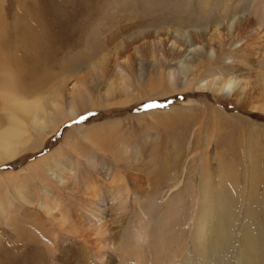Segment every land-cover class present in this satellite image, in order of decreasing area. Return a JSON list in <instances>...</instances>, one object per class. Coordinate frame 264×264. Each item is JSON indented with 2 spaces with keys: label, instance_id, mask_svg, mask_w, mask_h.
I'll return each instance as SVG.
<instances>
[{
  "label": "rangeland",
  "instance_id": "374dc122",
  "mask_svg": "<svg viewBox=\"0 0 264 264\" xmlns=\"http://www.w3.org/2000/svg\"><path fill=\"white\" fill-rule=\"evenodd\" d=\"M201 1L87 0L89 11L68 25L79 33L72 38L74 45L66 46L72 49L59 53L61 58L48 72L18 75L23 66L16 67L20 89L13 90L31 89L29 97L39 99L43 110L38 120L29 121V137L17 156L0 159V206L8 216L5 219L0 210V264H135L132 250L124 253L125 239L154 218L148 264H186L187 258H195L194 224L204 214H222L220 200L226 209L233 208L235 234L234 247L225 248L221 263L234 264L244 222L256 218L255 210L264 211V84H258L247 104L253 108L219 101L199 86L212 74L232 77L233 71H240L238 64L250 68L243 72L246 80L264 82V57L251 56L246 48L233 60L235 46L222 41L225 35L231 37L227 31L214 25L219 35L203 29L207 20L202 7L213 8L219 0H206L203 6ZM0 2L7 17L22 8L19 0ZM72 7L50 3L53 18L47 26L55 30ZM251 11L249 17L262 22ZM121 16L124 21L115 20ZM221 16L215 9L214 17ZM124 23L144 26V33L128 39L133 42L129 50L119 45ZM90 28L92 38L85 41ZM176 29L197 30L204 41L210 40V46L201 45L215 48L217 57L211 59L201 47L190 58L168 53L166 45L176 39ZM261 40L264 44V33ZM92 43L115 53L103 57L90 48ZM102 58L107 70L92 68ZM76 100L74 111L70 104ZM136 155L139 168L133 164ZM86 176L97 177V190L102 191L122 182L113 181L115 176L125 177L130 193L124 206L111 197L106 200L98 221L106 229L86 226L76 234L70 221L57 223L55 209L74 213L77 223L84 220L78 213L81 193L73 183ZM176 180L182 182L174 186ZM166 222L172 227L164 229ZM104 229L109 231L102 234ZM160 235L164 238L158 239Z\"/></svg>",
  "mask_w": 264,
  "mask_h": 264
},
{
  "label": "bare ground",
  "instance_id": "6f19581e",
  "mask_svg": "<svg viewBox=\"0 0 264 264\" xmlns=\"http://www.w3.org/2000/svg\"><path fill=\"white\" fill-rule=\"evenodd\" d=\"M19 1L22 3V8L11 11L12 13L10 12V16L8 15L9 17L1 10L3 7L0 2V91H2L0 92V111L2 108L4 111L3 118L0 116V159L2 160L14 158L17 156V153L20 152L19 150L23 149L22 144L28 139L29 131L31 130L29 129V121L31 119H33V121L38 120L39 113L43 110H39V99H35V97L31 99L29 97L31 96V89H27L24 92L13 90L15 86L20 89V84L17 83L19 80H17L14 73L16 67L23 66V69L18 75L25 73L29 74L31 72H35L34 74L38 75L37 73L44 74L48 72L50 67L61 58L59 57V53L63 54L72 49L70 47L66 49L69 42L70 45H74L72 38H75L77 31L74 29L70 30L68 26L69 23L80 19L90 8V4L87 0ZM52 2L64 7H72L74 5L69 12H64V20L56 25V31L46 24L53 18V15L48 14V6ZM206 2V0H202V4L200 5L203 6ZM249 2L250 1L246 0H219L213 4V8L209 7L210 9H203L202 7V15H204L208 24H205L203 29L207 33L216 32V34L219 35L218 31L220 30L214 28L212 26L214 25L221 28V31L226 30L227 34L231 36L229 38L224 34L227 39L224 38L222 41L229 40V46H235L234 50L236 55L230 56L233 60L237 59L240 53L243 55L244 53L242 50L245 51L246 48H248V52L251 56L257 55V57H264V44L261 40L264 33V0H253L252 3ZM176 4L179 5V7L183 5L187 6L186 3ZM215 9L222 12L220 18L214 17ZM248 10H252L251 13H255L256 16L260 15L262 17L261 19H263L260 20L262 22H257L255 19L250 18V13H247ZM115 20L118 22L124 21L122 16L118 19L115 18ZM139 24H141V22ZM162 26L163 24L158 25L157 28ZM134 28L135 27H130L125 23L121 27V33L125 37H123L122 43L119 45L125 47V49L127 48V50L132 48L133 45V42L128 39L132 38L133 34L144 33V26ZM187 32L189 31L183 32L176 29V39L169 40L170 42L168 41L169 43L166 45L168 53L174 54L176 57L182 54L183 56L181 57L190 58V54H193L198 47H201L203 50H207L211 59L217 57V50L215 48H205L201 45L205 42V46H210V40L208 38L204 41L203 35L197 30L189 33ZM91 33L92 29L87 32V37H89L88 40L85 38V41H89L92 38ZM155 36L158 37L157 32ZM156 40L158 39H154L153 41ZM241 40L244 41L243 44L239 43ZM245 43H248V45ZM242 46H244V48H242ZM90 48L96 50V52L99 51L100 55L107 58H111L115 53L109 54V52L105 51L106 47L98 43H92ZM60 49L63 50L59 52ZM221 49L222 47H220L219 50ZM99 66H101L102 70H107L108 65L105 58L97 60L92 65V68L97 69ZM185 67H191V65L186 64ZM238 67H240V71H233L232 73L234 75L229 78H223L222 73L219 75L212 74V77L209 78H202L199 87L211 91L219 101L233 103L239 107L253 108L247 104L250 103L249 101H251V98L260 88L258 84H264V82H249L243 77V72H246V70L250 68L242 64H238ZM18 79H20V77ZM262 79L264 80V75H262ZM256 97L254 98L256 99ZM81 104L83 103H80L79 106ZM70 105L74 111H77V100L71 102ZM6 117L8 118L7 123H5ZM41 124H43V122ZM133 160H135L133 161L134 166L137 164L139 168L140 155H136ZM96 179L97 177L92 178L86 176L77 178V181L73 183V188L78 189L79 193H81L78 213H81L79 217L84 218V220L82 219L84 224L74 221L73 218L75 214H68L67 211H63L59 206L55 210H57L56 221L60 226L70 221L69 225L76 234L78 232L77 230L84 232L86 226L94 227L95 229L105 228L104 224H102V222L100 224L98 221H101L104 217L105 208H103V206L106 204V200L111 197L112 200L118 201L124 206L127 202V194L130 193V188L125 181V177L120 179L115 176L113 181L121 180L122 182L115 183L111 191L107 189L104 191L97 190ZM130 181H134L133 176L130 178ZM181 182L182 180H176L174 186H178ZM202 191L203 193L205 192L204 189ZM22 196L24 200H28L24 195ZM41 206L46 208L48 212L53 210L48 205L41 204ZM217 207L223 210L222 214L217 217L215 212H212L211 216L204 214L203 220L198 219L196 224H194L195 230L192 238H194L196 242V249L193 250L194 252L192 255L193 258L195 256L194 260L196 264H222L223 257L227 255V253H225V248L229 245L234 247L232 239L235 234L232 233L231 229L234 219L233 208L226 209L223 200L217 203ZM0 210L4 218L7 219L8 216L2 206H0ZM204 210H207V208H204ZM255 211L258 213L257 215L253 213L256 218L250 217L242 226V232L240 234L242 239L240 238L241 242L237 246L239 252H237L234 257V264H261L264 262V217H261L264 215V211L261 208ZM154 220L156 221L155 218L153 221ZM152 222L149 223L143 231L141 230L142 232H137L138 234L136 233L125 239V243L128 246H125L124 253L126 254L127 251L132 250L135 264H148L146 247L149 244L148 240L151 236V229L153 228ZM253 224H255V226ZM167 226H170L168 222L165 223L164 229ZM105 229L101 231L102 234L109 231V229ZM163 232L164 231H161V233ZM162 238H164L163 235H160L158 239ZM174 241L175 240H173V242ZM177 242L182 244L183 240L179 237ZM160 245H162L161 242ZM160 248L163 249L164 246ZM194 260H192V257L187 258L186 264H193L192 261Z\"/></svg>",
  "mask_w": 264,
  "mask_h": 264
},
{
  "label": "snow or ice",
  "instance_id": "6c2138e0",
  "mask_svg": "<svg viewBox=\"0 0 264 264\" xmlns=\"http://www.w3.org/2000/svg\"><path fill=\"white\" fill-rule=\"evenodd\" d=\"M155 105H148V107H154Z\"/></svg>",
  "mask_w": 264,
  "mask_h": 264
}]
</instances>
